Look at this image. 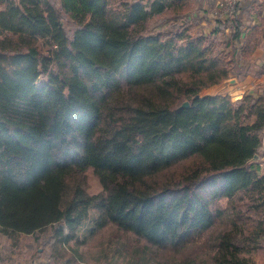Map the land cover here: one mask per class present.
Segmentation results:
<instances>
[{
	"label": "trees",
	"instance_id": "obj_1",
	"mask_svg": "<svg viewBox=\"0 0 264 264\" xmlns=\"http://www.w3.org/2000/svg\"><path fill=\"white\" fill-rule=\"evenodd\" d=\"M0 5V237L44 234L40 264H85L71 242L98 214L97 228L115 223L178 254L227 198L245 210L217 236L215 264H257L264 86L246 78L264 19L222 41L226 20L191 30V0Z\"/></svg>",
	"mask_w": 264,
	"mask_h": 264
},
{
	"label": "rangeland",
	"instance_id": "obj_2",
	"mask_svg": "<svg viewBox=\"0 0 264 264\" xmlns=\"http://www.w3.org/2000/svg\"><path fill=\"white\" fill-rule=\"evenodd\" d=\"M125 2L126 0H110V7L121 8L124 7ZM216 11H219L217 7L211 8L210 12L208 11V16L217 18V21L223 20L220 17V12L216 14ZM156 20L157 18L153 19L151 23ZM65 22L72 28L68 19ZM189 23L191 30L204 31L205 33H210L213 30L206 24H203L205 27H198L200 22L197 19L193 21L190 19ZM164 24L166 25V23ZM222 34L219 31L216 38L222 40L224 36ZM44 79L46 76L42 75L41 82ZM87 178L89 193H100L102 191L101 183L91 169L87 171ZM214 209L216 218L212 228L199 233L188 248L178 254L159 248L130 231L126 232L115 223L97 228L98 214H93L85 222L80 231V241L71 242V247L79 250L87 261L85 264H185L183 263L185 261L195 264H215L213 254L217 236L232 226L233 220L236 218V210H245V206L239 204L238 201L223 198L214 205ZM43 237L44 234H24L17 242L14 243L11 240V244H7L9 237L1 235L0 264H40L48 252V248L42 243ZM83 239L84 242H81ZM256 263L264 264V246L257 251Z\"/></svg>",
	"mask_w": 264,
	"mask_h": 264
},
{
	"label": "crops",
	"instance_id": "obj_3",
	"mask_svg": "<svg viewBox=\"0 0 264 264\" xmlns=\"http://www.w3.org/2000/svg\"><path fill=\"white\" fill-rule=\"evenodd\" d=\"M193 4L192 13L190 15L191 21L197 19L199 26L205 27L206 24L211 29L216 28L217 18L209 17L208 11L215 8L223 0H191ZM196 2V3H195ZM5 8L0 5V11ZM210 14V13H209ZM223 20L227 21V25L223 26L219 31L224 33L222 40L226 39V35L232 33L234 27L240 25L244 31L251 32L255 26L260 25L264 19V0H240L239 9L235 15H228ZM231 26H229V25ZM234 26V27H233ZM249 73L247 75V87L258 89L264 86V37L259 39V46L255 50L252 59L247 63ZM261 171L264 172V158L260 160ZM3 238V237H2ZM12 238L9 237L7 244H11ZM1 241V238H0ZM36 263V262H35Z\"/></svg>",
	"mask_w": 264,
	"mask_h": 264
},
{
	"label": "built area",
	"instance_id": "obj_4",
	"mask_svg": "<svg viewBox=\"0 0 264 264\" xmlns=\"http://www.w3.org/2000/svg\"><path fill=\"white\" fill-rule=\"evenodd\" d=\"M239 3L240 0H223L217 6L219 11H216L215 13L217 14L220 12V17H226L236 10Z\"/></svg>",
	"mask_w": 264,
	"mask_h": 264
},
{
	"label": "water",
	"instance_id": "obj_5",
	"mask_svg": "<svg viewBox=\"0 0 264 264\" xmlns=\"http://www.w3.org/2000/svg\"><path fill=\"white\" fill-rule=\"evenodd\" d=\"M190 105L189 101H185L181 106L180 108H184V107H188ZM261 158L259 155H257L253 160L252 162H260Z\"/></svg>",
	"mask_w": 264,
	"mask_h": 264
}]
</instances>
